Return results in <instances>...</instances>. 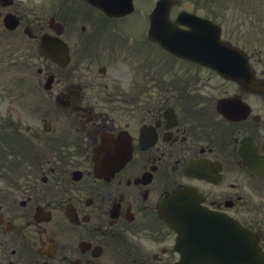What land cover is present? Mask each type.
<instances>
[{
  "label": "flooded vegetation",
  "instance_id": "obj_1",
  "mask_svg": "<svg viewBox=\"0 0 264 264\" xmlns=\"http://www.w3.org/2000/svg\"><path fill=\"white\" fill-rule=\"evenodd\" d=\"M78 8L0 0V264H170L179 253L157 206L182 185L264 250L261 51L237 81L149 40L143 21ZM42 35L68 59L41 55ZM28 51L27 72L14 62L6 77L4 57ZM110 145L131 157L97 173L95 149Z\"/></svg>",
  "mask_w": 264,
  "mask_h": 264
},
{
  "label": "rangeland",
  "instance_id": "obj_2",
  "mask_svg": "<svg viewBox=\"0 0 264 264\" xmlns=\"http://www.w3.org/2000/svg\"><path fill=\"white\" fill-rule=\"evenodd\" d=\"M202 2L210 1L214 4L217 9L224 12L228 15L227 27L229 28L228 34H236L235 26L237 23L242 24V28L248 31L247 41H250V44H253V40L259 36V39L264 43V34L258 32L257 29L259 26L257 23H260V28L264 32V0H200ZM185 6L191 8L194 5L190 2H185ZM215 14V13H213ZM257 18H260V21H256ZM251 19V21H247ZM245 20V21H244ZM244 22H246L244 24Z\"/></svg>",
  "mask_w": 264,
  "mask_h": 264
},
{
  "label": "water",
  "instance_id": "obj_3",
  "mask_svg": "<svg viewBox=\"0 0 264 264\" xmlns=\"http://www.w3.org/2000/svg\"><path fill=\"white\" fill-rule=\"evenodd\" d=\"M168 6H169V4L166 1H160L157 11L152 16V22L166 21L167 25L165 27H162L161 29H165L166 34L168 33L169 35H171V34L176 35L177 33H173V31L176 30L175 24L171 23L168 20V18L166 17L167 11H168ZM196 22H198L199 25H197L195 27L192 26V28L190 30L191 32H193L195 34H201L203 32V30H207V26H201L200 21H196ZM170 215L168 214V219H169V221L173 222V219H172V217H170Z\"/></svg>",
  "mask_w": 264,
  "mask_h": 264
}]
</instances>
